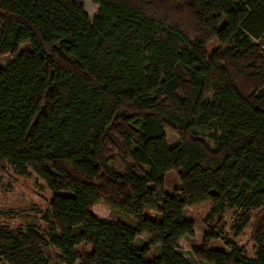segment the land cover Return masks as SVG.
<instances>
[{"label": "trees", "instance_id": "16d2710c", "mask_svg": "<svg viewBox=\"0 0 264 264\" xmlns=\"http://www.w3.org/2000/svg\"><path fill=\"white\" fill-rule=\"evenodd\" d=\"M92 1L93 21L74 0H0V60L15 57L0 66V163L52 192L46 232L0 227V264H51L48 249L56 264H192L187 208L240 209L238 235L264 210V0ZM100 204L136 226L99 220ZM215 239L199 264H264V222L255 258Z\"/></svg>", "mask_w": 264, "mask_h": 264}, {"label": "rangeland", "instance_id": "374dc122", "mask_svg": "<svg viewBox=\"0 0 264 264\" xmlns=\"http://www.w3.org/2000/svg\"><path fill=\"white\" fill-rule=\"evenodd\" d=\"M84 6L91 21L99 15V6L95 5L92 0H74ZM264 44V43H263ZM218 43L213 40L207 47L208 54H211L218 48ZM24 48V47H23ZM13 56H4L0 60L1 67H8L14 61ZM210 61V59H208ZM168 147L172 148L180 143L179 138L170 130H166ZM217 133L212 131L210 135L203 136L211 145L215 146L214 136ZM114 156L111 166L123 172L127 167L126 160L122 153L113 151ZM182 186L176 172L167 174L165 190L172 195L176 189ZM52 198V192L46 183L34 172L30 171L27 175H21L12 167L0 163V227H8L11 230L24 229L28 225H35L41 231L47 230L43 221V216L49 210V201ZM212 205L204 203L189 207L185 210V217L195 224L194 237H187L179 242L181 250L192 264H199L193 251L205 245L207 234H215L218 239L208 242L211 249L230 251L226 246L225 240L229 239L238 246L245 248L251 258L256 257V241L254 233L257 232L264 222V210L254 213L250 224L245 227L240 235L238 231L243 224V213L238 208L227 207L221 214L210 217ZM151 215H155L150 212ZM96 218L102 221L124 223L135 227L136 221L125 214L112 211L105 205H98L93 209ZM137 245L143 247L152 245L153 254H158L160 246L156 243L154 237L143 235L137 240ZM47 254L51 259V264H56L55 250L48 249Z\"/></svg>", "mask_w": 264, "mask_h": 264}]
</instances>
